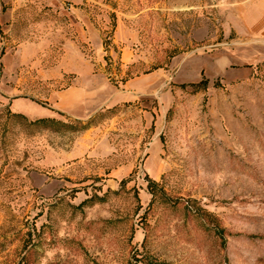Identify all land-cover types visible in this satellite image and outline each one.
Returning a JSON list of instances; mask_svg holds the SVG:
<instances>
[{
	"label": "rangeland",
	"instance_id": "374dc122",
	"mask_svg": "<svg viewBox=\"0 0 264 264\" xmlns=\"http://www.w3.org/2000/svg\"><path fill=\"white\" fill-rule=\"evenodd\" d=\"M0 264H264V0H0Z\"/></svg>",
	"mask_w": 264,
	"mask_h": 264
},
{
	"label": "trees",
	"instance_id": "16d2710c",
	"mask_svg": "<svg viewBox=\"0 0 264 264\" xmlns=\"http://www.w3.org/2000/svg\"><path fill=\"white\" fill-rule=\"evenodd\" d=\"M201 81H203V80H201ZM39 121H44V119H39Z\"/></svg>",
	"mask_w": 264,
	"mask_h": 264
}]
</instances>
